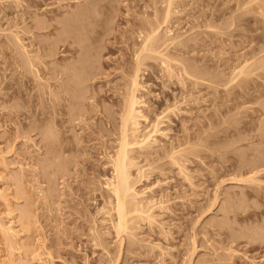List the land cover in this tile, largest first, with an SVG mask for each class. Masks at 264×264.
<instances>
[{"label":"rangeland","instance_id":"1","mask_svg":"<svg viewBox=\"0 0 264 264\" xmlns=\"http://www.w3.org/2000/svg\"><path fill=\"white\" fill-rule=\"evenodd\" d=\"M156 27L154 220L118 237L108 158ZM0 177V264H264V0H0Z\"/></svg>","mask_w":264,"mask_h":264},{"label":"bare ground","instance_id":"2","mask_svg":"<svg viewBox=\"0 0 264 264\" xmlns=\"http://www.w3.org/2000/svg\"><path fill=\"white\" fill-rule=\"evenodd\" d=\"M170 7L171 5L168 4V12L166 14L167 22H168V17L171 13ZM77 16H78V13H77ZM166 20H165V23H166ZM157 28L159 27H156L155 30L153 29L154 31H152V33L151 31H149L150 34L147 33L148 35L144 37L145 39L143 38L144 39V41H142L144 42L143 45H140L139 47L140 54L138 53L139 56L137 55L138 62H137L136 71L130 81L131 82L129 85L130 89L128 90L129 93H127L129 94V97L128 96L124 97L126 105H124L123 107L125 109H122L121 111L123 112V114L121 115V119H120L122 121H121V127L119 128L120 136L118 138L119 140H117L118 141L117 149H116V152H114V154H111L112 156L109 154L110 157L109 158L107 157L109 159L108 161L111 164L112 166L111 169L113 171H112V176L110 177V179H107L106 181V186L108 188L109 194H111L110 198L112 197L113 199V202L111 201L112 199L110 200L113 204L111 212H113V215L115 216V221H113L112 224H113V228L115 232L117 233L118 237L121 234L130 233V231H132L133 233V227L131 226H134L135 223L132 221H135V218L140 219V217H142L141 219H146L149 222L154 220V215L152 213V206H154V204L152 205L151 201H148L149 199L146 197L147 196L146 190L138 189L139 180H137V177H139L140 175L142 176V168L138 165L135 155H132V154L135 148H138L144 151V149H150L151 147H153L156 143H158L157 136L161 133V129L159 127L160 123L158 120L157 122L151 125V129L147 133L146 132L143 133V130H142L143 122L149 125L150 121L148 117L145 116V114L143 113L142 108L144 107V103L138 96V92L141 89L140 80H139L140 79V76H139L140 65H143V62L141 61H143L144 59H146L147 61V59L149 58H146V57L148 56L152 57V55H148V54H151V53L155 54L156 52L155 55L158 54V56H160V53H161V52L160 53L157 52L159 48H156V47L160 46L157 42L160 40V36H162L163 33L160 34L161 32H159ZM168 31L169 30H167V32ZM169 36L171 35L168 34V37L166 38H170ZM165 37L163 36V38ZM162 40L163 39H161V41ZM164 40H163V44L166 42ZM166 40L169 41V39H166ZM156 43H157V46H155ZM25 48L26 47L23 46V49ZM154 48H156L157 50H154ZM26 54H28L27 51H26ZM151 57L150 59H152ZM30 60H32L31 57L29 61ZM83 63L84 62H82V64ZM76 64H72V66L74 65V68H75V66L76 67L78 66ZM29 65H32V63ZM82 67H84V65H82ZM70 68L71 66L69 67V70ZM85 69L86 68H84V70L82 69L83 73ZM75 70L77 71L79 69L77 68ZM75 70H73V72H76ZM80 71H77V72H80ZM242 71L243 70H241V73H244ZM77 72L76 74H74L75 76H77ZM239 73L240 72H238L237 75H239ZM74 75L72 76L73 80L75 79ZM80 75H83V74L80 73ZM79 78H76V79H79ZM76 82H79V81L77 80ZM126 100L128 101L126 102ZM138 149H136V151ZM8 226L9 227L5 229L10 234V238L12 239V237H14L15 234L13 233L12 226L11 225H8ZM130 235H133V234H130ZM34 259H37L39 263L40 261L42 262V260L39 259L38 256L34 257ZM6 263L12 264L11 261H8Z\"/></svg>","mask_w":264,"mask_h":264}]
</instances>
